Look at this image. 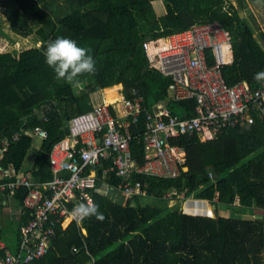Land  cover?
<instances>
[{"label":"trees","instance_id":"1","mask_svg":"<svg viewBox=\"0 0 264 264\" xmlns=\"http://www.w3.org/2000/svg\"><path fill=\"white\" fill-rule=\"evenodd\" d=\"M235 1L238 6L233 0H66L55 11L50 0H0V26L2 13L15 33L23 37L37 33L41 39V45L12 51L4 50L0 42V145L21 129L44 127L49 134L40 141L32 173L37 181L50 180V151L69 133V120L103 104V90L107 102V89L115 84L123 85L127 97L140 93L146 110L161 105L180 117L194 116L195 100L169 96L172 80L150 66L144 42L197 22L219 21L228 29L234 60L223 68L227 82L247 80L258 87L264 82L254 78L264 71V31L256 30V19L253 24L241 16L246 0ZM58 36L88 47L96 60V70L81 75L78 83L57 79L45 63L46 44ZM120 99L110 102L113 115L131 119ZM144 131L143 112L130 128L139 165L146 162ZM35 140L26 132L12 140L3 165L26 174L24 162ZM169 143L184 148L186 170L174 177L133 172L131 182L146 187L150 202L143 203L139 195L117 202L93 190L103 219L88 217L82 226L72 222L67 228L59 224L49 252L30 264H264V119L227 128L213 139L182 134ZM109 166L111 161L106 160L98 167L100 177ZM109 174L110 184L120 183L114 171ZM174 189L183 198L214 204L215 214L195 215L182 206H162ZM27 192L22 187L15 193L19 204ZM221 207L242 216L226 215ZM248 211L256 218L247 217ZM29 219L24 209L20 221H11L12 235L6 234V225L1 229L14 252L19 226Z\"/></svg>","mask_w":264,"mask_h":264},{"label":"built area","instance_id":"2","mask_svg":"<svg viewBox=\"0 0 264 264\" xmlns=\"http://www.w3.org/2000/svg\"><path fill=\"white\" fill-rule=\"evenodd\" d=\"M173 37L170 45L161 46L160 38ZM152 42H156L151 48ZM150 66L171 78L169 96L174 100L194 99L195 115L180 117L167 107L158 105L146 110L144 98L134 92L132 97L121 99L132 118H117L110 104L104 102L92 110L76 114L68 123L69 133L50 151L53 177L37 181L31 172L19 174L16 168L3 165L10 142L19 140L23 132L44 139L49 132L38 125L21 129L12 138L5 137L0 145V215L8 205V195L22 187L28 192L23 200V211L30 215L20 226V240L14 252L1 234L0 264H30L43 258L57 235V226L70 219L82 225L86 219H76L72 209L78 203L94 201L97 192L121 191L127 197L147 196L148 191L140 181L131 182L133 172L151 176L174 177L184 166V148L170 144L169 139L182 134H197L203 139H213L227 128L250 125L264 119V82L253 88L247 80L229 84L223 68L234 60L230 33L219 21H202L192 27L168 36L144 42ZM145 113V131L142 142L146 162L139 165L132 152L130 128ZM111 166L98 167L104 161ZM114 171L121 178L117 185L106 177ZM101 179V183H99ZM181 197L177 189L167 193ZM16 199V198H15ZM76 249V248H74Z\"/></svg>","mask_w":264,"mask_h":264},{"label":"clouds","instance_id":"3","mask_svg":"<svg viewBox=\"0 0 264 264\" xmlns=\"http://www.w3.org/2000/svg\"><path fill=\"white\" fill-rule=\"evenodd\" d=\"M45 63L53 70L57 79L69 83H78V78L96 70V60L88 47L80 45L75 39L68 36H58L47 42L43 51ZM256 79L264 78V71L255 74ZM76 219L96 217L103 219L99 205L88 200L81 202L72 209Z\"/></svg>","mask_w":264,"mask_h":264},{"label":"rangeland","instance_id":"4","mask_svg":"<svg viewBox=\"0 0 264 264\" xmlns=\"http://www.w3.org/2000/svg\"><path fill=\"white\" fill-rule=\"evenodd\" d=\"M43 1H47V0H43ZM50 1H53V7H54L53 9L55 11H57L60 6L62 7L66 2V0H50ZM233 1H234V4L236 6H238L236 1L235 0H233ZM227 7H228V4H227ZM244 16L247 17L248 21L251 23H253V20L256 19V22L259 25V29L256 28V30L257 31H259V30L264 31V0H246L245 1V7H244ZM1 22L2 23L0 26V42L3 43V45H5L3 47L4 50H6V51L23 50L28 46L41 45V39L37 33H31L27 37H23V36L15 33L11 29L10 22L7 20V18L2 13H1ZM115 85L121 86L120 84H115ZM78 86H79L78 88H81L80 86H82V85H78ZM103 91H104V101L106 102L105 90H103ZM119 93L122 96L124 95L123 85L120 88ZM41 140L42 139L39 140L38 138H36V141H35L36 146L33 149V151L36 150V152H37L36 148H37V146H40ZM142 200H143V203H147V202L151 201V199L146 198V197L143 198ZM193 201H195V200L191 197L183 198V196H181L180 198L174 197V198L164 199V201L161 203V205L166 207V208H177L179 206L183 207L184 205L189 207V206H192L191 204H194ZM195 204H197V203H195ZM236 204L237 205L239 204L238 200L236 201ZM212 207H215L214 204H211V206H205V205L204 206H197V207L195 206L192 209L190 207L187 210L189 212L191 211V212L196 213V214L201 213L203 215H206V213L213 212ZM220 209L222 210V213H224L226 215L242 216V214L230 211L225 207H221ZM244 213L247 217L256 218V214H253L250 211L244 212ZM68 221H69V219H67L65 221V224H67ZM263 259H264V252H263Z\"/></svg>","mask_w":264,"mask_h":264},{"label":"crops","instance_id":"5","mask_svg":"<svg viewBox=\"0 0 264 264\" xmlns=\"http://www.w3.org/2000/svg\"><path fill=\"white\" fill-rule=\"evenodd\" d=\"M121 87H122V84H121ZM121 95V94H120ZM125 95V94H124ZM124 95L122 96L121 95V99L124 97ZM121 99L119 101H121ZM118 102V101H117ZM69 127V126H68ZM39 139V138H38ZM40 140V139H39ZM36 141V140H35ZM35 143H34V147L32 149L29 150L28 154H27V157L25 159V162H24V166H23V170H25L27 173L29 172H33V164L35 162V159H36V155H37V152L36 150L33 151V149L35 148ZM40 146H37L36 149H38ZM33 175V173H32ZM103 194L107 195L109 198L113 199L114 201H117V202H124L125 201V198H126V195L121 192V191H112V192H103ZM142 199L143 198H149L151 199L148 195L147 196H140ZM169 198H174V197H169V196H166L165 199H169ZM195 201V203L197 204H191L192 206H189L187 207L186 205L183 206V209L185 210V212L187 213H191V214H195V215H203V214H196V213H193V212H189L187 209H189L191 207V209L193 207H197V206H211V203L207 200H204V199H196V198H193ZM238 202H239V199H238ZM186 204V203H185ZM215 206V205H214ZM213 208V212H210V213H206V216H213L215 214V207H212ZM22 211H23V208H22V205L19 204L15 197H11L8 195V205H6L0 215V217L2 218V220H0V224H1V227L2 229L5 227L8 228L6 230V234L8 235H12V228H11V221H20L21 220V217H22ZM207 211V210H206ZM66 221V220H65ZM65 221L63 223V225H61L63 228H67L72 222L69 221L67 222V224H65ZM22 224V223H21ZM21 226V225H20ZM20 226H19V229H20ZM82 226V225H80ZM84 232H86L85 229H83Z\"/></svg>","mask_w":264,"mask_h":264},{"label":"bare ground","instance_id":"6","mask_svg":"<svg viewBox=\"0 0 264 264\" xmlns=\"http://www.w3.org/2000/svg\"><path fill=\"white\" fill-rule=\"evenodd\" d=\"M173 40V37H166V38H160L158 41L160 43L161 46H166V45H170V42ZM154 45H157L156 42H152L151 44V48L154 47ZM121 85V84H120ZM120 90V86L119 85H112L111 87H109L107 89V102H115L116 100H118L121 95L119 93Z\"/></svg>","mask_w":264,"mask_h":264},{"label":"water","instance_id":"7","mask_svg":"<svg viewBox=\"0 0 264 264\" xmlns=\"http://www.w3.org/2000/svg\"><path fill=\"white\" fill-rule=\"evenodd\" d=\"M241 16H244V11H241Z\"/></svg>","mask_w":264,"mask_h":264}]
</instances>
